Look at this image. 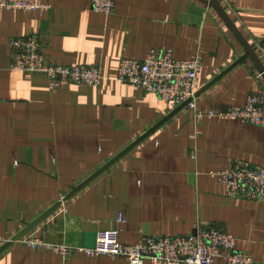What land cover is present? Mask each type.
I'll list each match as a JSON object with an SVG mask.
<instances>
[{
    "label": "crops",
    "instance_id": "crops-1",
    "mask_svg": "<svg viewBox=\"0 0 264 264\" xmlns=\"http://www.w3.org/2000/svg\"><path fill=\"white\" fill-rule=\"evenodd\" d=\"M51 8L0 12V247L56 203L61 205L0 254V264H130L89 256L101 230L125 245L143 236L186 235L212 225L237 238V250L264 264V200L229 197L212 172L236 160L264 163V127L209 117L264 93V0H115L111 15L91 0H45ZM37 35L54 64L98 67L100 86L51 89L44 74L13 68L10 42ZM170 49L200 56L199 95L82 190L101 169L174 108L117 77L123 57ZM203 91V92H202ZM46 245L28 246L25 238ZM64 246L68 254L50 249ZM215 264H223L217 260Z\"/></svg>",
    "mask_w": 264,
    "mask_h": 264
},
{
    "label": "built area",
    "instance_id": "built-area-1",
    "mask_svg": "<svg viewBox=\"0 0 264 264\" xmlns=\"http://www.w3.org/2000/svg\"><path fill=\"white\" fill-rule=\"evenodd\" d=\"M91 3L95 11L105 15H111L115 8V0H91ZM50 8L45 0H0V12L23 10L44 13ZM10 46L14 55L13 68L28 74H44L51 89L69 84L98 87L102 83V72L96 66L51 63L42 52L37 35L16 37ZM201 68L200 56L180 60L170 49L152 50L144 59L123 57L117 77L120 81L156 93L176 109L188 100L191 101L186 107L195 106ZM207 115L264 127V93L251 94L244 105L210 110ZM212 175L220 180L229 197L264 200V163L236 160L228 167L212 172ZM2 242L0 239V244ZM24 242L35 249L49 246L30 237ZM50 249L69 253L64 246H50ZM86 252L91 257L108 255L124 258L130 264H215L217 260L223 264H253L254 261L249 253L237 250V238L233 234L212 225H198L186 235H146L133 245L121 243L116 231L101 230L97 233L95 246Z\"/></svg>",
    "mask_w": 264,
    "mask_h": 264
},
{
    "label": "water",
    "instance_id": "water-1",
    "mask_svg": "<svg viewBox=\"0 0 264 264\" xmlns=\"http://www.w3.org/2000/svg\"><path fill=\"white\" fill-rule=\"evenodd\" d=\"M209 4L213 5L224 17L225 15V9L222 6V4L219 2V0H205ZM246 47V53L245 55L236 61L233 65H231L226 71L220 75L217 79H215L213 82H211L203 91H205L207 88H209L215 81H217L221 76L229 72L232 68H234L236 65L244 61L246 58L251 57L256 63H259V71L264 77V65L261 63L259 56L256 53V49L249 46L248 44H245ZM202 91V92H203ZM200 92V91H199ZM199 92L197 95H199ZM191 100H188L181 104L179 107L174 109L170 115H168L166 118H164L162 121H160L158 124H156L154 127H152L150 130H148L144 135L139 137L136 141H134L131 145H129L126 149H124L122 152H120L118 155H116L112 160H110L107 164H105L101 169L96 171L93 175H91L89 178H87L83 183L73 187L72 191L64 197V201L70 199L72 196H74L76 193H78L80 190H82L85 186H87L90 182H92L94 179H96L99 175H101L104 171H106L109 167H111L114 163H116L118 160H120L123 156H125L127 153H129L133 148H135L138 144H140L143 140H145L148 136H150L153 132H155L159 127H161L164 123H166L170 118H172L175 114H177L179 111L183 110L188 103ZM62 201L56 203L53 207L48 209L45 213H43L40 217H38L36 220H34L32 223L27 225L25 229H23L20 233H18L11 241L5 243L0 247V254L7 249L12 242L19 240L24 235H26L31 229H33L37 224H39L43 219H45L47 216H49L51 213H53L60 205Z\"/></svg>",
    "mask_w": 264,
    "mask_h": 264
}]
</instances>
